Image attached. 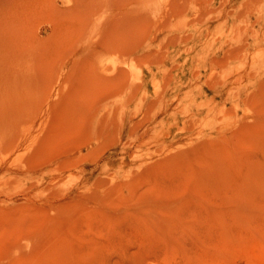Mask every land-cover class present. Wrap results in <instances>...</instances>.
<instances>
[{
	"label": "rangeland",
	"instance_id": "obj_1",
	"mask_svg": "<svg viewBox=\"0 0 264 264\" xmlns=\"http://www.w3.org/2000/svg\"><path fill=\"white\" fill-rule=\"evenodd\" d=\"M0 264H264V0H0Z\"/></svg>",
	"mask_w": 264,
	"mask_h": 264
}]
</instances>
